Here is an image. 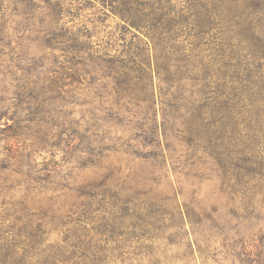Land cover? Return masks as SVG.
<instances>
[{"label": "rangeland", "instance_id": "rangeland-1", "mask_svg": "<svg viewBox=\"0 0 264 264\" xmlns=\"http://www.w3.org/2000/svg\"><path fill=\"white\" fill-rule=\"evenodd\" d=\"M31 1L0 0V166L12 163L5 136L14 121L32 145L22 167L4 171L0 212L21 200L28 213L80 203V253L102 246L107 264H264V119L245 100L246 44L182 38L174 57L183 77L169 91L176 102L159 94L156 77L146 99L121 96L103 87L108 80L84 77L81 63L76 82L67 69L77 49L107 60L130 41L105 1ZM166 1L168 18L189 6ZM34 116L43 122L25 128ZM45 238L65 251L61 264L79 262L60 230Z\"/></svg>", "mask_w": 264, "mask_h": 264}, {"label": "trees", "instance_id": "trees-1", "mask_svg": "<svg viewBox=\"0 0 264 264\" xmlns=\"http://www.w3.org/2000/svg\"><path fill=\"white\" fill-rule=\"evenodd\" d=\"M22 1L32 2L31 0ZM103 1L108 5L110 13L120 20L127 34L131 35L130 41L124 46L125 49L121 55L118 54L107 60L90 58L89 55L81 58L80 49H77L78 58L68 61L71 65L67 67L71 72V80L76 82L82 75L84 77L98 75L103 80H108L107 85L103 84L104 88H108L111 84L118 95L138 92L142 94L143 99H146L147 90L153 86L154 77H156L160 85L159 94L164 98L170 96L171 100L176 102L179 99L178 95L169 91L173 81L183 77V74L178 75V71L184 67L177 65L179 62L174 57L179 55L181 46L176 45L180 44L179 41L182 38L188 42L191 39L195 42L207 41L209 46H211L210 43L213 46L217 42L220 46H223L225 42L227 45L232 44L235 48L246 44L243 50L247 48L245 54L251 56L252 63L249 60V65L253 68L247 71L244 77V82L249 86L245 87V100L251 108L254 107L253 114L264 119V88L258 91L264 75L259 77L256 83L252 82L257 70L259 74L260 71L264 74V0H210L208 2L187 0L189 6L173 18H168L169 10L172 8L166 0ZM133 30L138 33L132 32ZM259 34L263 35L255 37ZM194 46L199 45L197 43ZM73 47L76 48V45ZM76 67L79 69H75ZM34 86L36 91L44 95L43 90L46 89L38 84ZM166 93L169 94L166 95ZM251 99L253 104L250 103ZM37 121L43 122L37 116L25 118L24 122L29 123V127L25 128H31L35 125L31 123ZM20 122L23 121H14V125L7 128L8 134L5 139L10 144L5 148L10 154L9 160L12 163L8 162L0 166V181L3 183H7L9 180L6 178L10 177V174H5L4 171L14 173V170L10 168L15 164L22 167L23 151L32 146L27 145L29 134L24 132L25 129L20 126ZM38 133L44 138L42 130ZM11 140L15 142L12 143ZM28 157L29 154H26L25 158ZM155 157L156 155L152 156L153 159ZM225 159H230V156H225ZM25 165L28 166V163H24ZM138 169L143 175V181L153 180L148 176L153 171L146 176L142 166H138ZM16 173L30 178V174L24 175L21 169ZM38 181L53 182L48 178H39ZM9 183L13 186V182ZM23 201H18L12 204L11 209L0 212V264H61L65 262L69 259L65 257V251L60 247L54 249L45 238L49 233L58 230L63 234L65 244L72 242V247L77 248L79 261L77 264H85L86 261L90 264H107L101 255L108 250L102 249V246L86 244L80 253V203L72 201L64 213H58L50 206L38 209V213L36 211L28 213ZM13 225H18L16 232H13ZM8 235L11 237L8 238ZM124 247L128 248V246ZM88 250L96 252L98 256L89 257Z\"/></svg>", "mask_w": 264, "mask_h": 264}]
</instances>
